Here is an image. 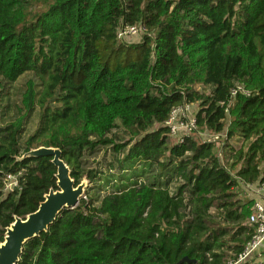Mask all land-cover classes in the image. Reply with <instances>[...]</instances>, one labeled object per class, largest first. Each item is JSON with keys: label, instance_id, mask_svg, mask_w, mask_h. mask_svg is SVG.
<instances>
[{"label": "trees", "instance_id": "obj_1", "mask_svg": "<svg viewBox=\"0 0 264 264\" xmlns=\"http://www.w3.org/2000/svg\"><path fill=\"white\" fill-rule=\"evenodd\" d=\"M184 103L197 128L178 143ZM40 146L88 185L18 264H227L254 232L238 190L264 184V0H0V243L57 189L51 157H23Z\"/></svg>", "mask_w": 264, "mask_h": 264}, {"label": "water", "instance_id": "obj_2", "mask_svg": "<svg viewBox=\"0 0 264 264\" xmlns=\"http://www.w3.org/2000/svg\"><path fill=\"white\" fill-rule=\"evenodd\" d=\"M51 157L57 168V189L51 188L44 196L38 209L25 218L16 216L15 221L6 228L4 241L0 243V264H18L25 243L46 232L64 209H74L87 187L84 179L79 185L71 177L70 167L62 158V151L57 147L40 146L31 149L23 157ZM196 262L184 257L180 262Z\"/></svg>", "mask_w": 264, "mask_h": 264}, {"label": "built area", "instance_id": "obj_3", "mask_svg": "<svg viewBox=\"0 0 264 264\" xmlns=\"http://www.w3.org/2000/svg\"><path fill=\"white\" fill-rule=\"evenodd\" d=\"M145 30L142 26H127L119 31L118 38L123 39L126 36L137 35ZM239 92L249 96L248 91L244 86L237 85L232 89V96H236ZM193 104L184 103L175 108L166 125L170 129V135L176 138L178 143H182L184 138L190 136L197 128L196 118L192 113ZM218 135H215L213 140H217ZM9 180H14L13 183L7 184V189H12L17 185L14 177ZM11 187V188H8ZM247 191L252 196V212L249 216L248 223L253 227L251 239L245 244L243 250L234 258H230L227 264H241L251 259L256 261H264V184L256 186L249 185ZM249 200V199H248Z\"/></svg>", "mask_w": 264, "mask_h": 264}, {"label": "rangeland", "instance_id": "obj_4", "mask_svg": "<svg viewBox=\"0 0 264 264\" xmlns=\"http://www.w3.org/2000/svg\"><path fill=\"white\" fill-rule=\"evenodd\" d=\"M143 38V34L140 33V34H137V35H130V36H127L126 38H124L122 40V42L124 43H137V42H140ZM27 76L26 77H23L21 78L15 85V87L13 88V94H12V98L15 99L16 101H19L20 98H21V93L23 90H25V83H26V80H27ZM239 85H244L243 83L240 82ZM246 86V85H244ZM195 88L197 90H200L202 92H205V93H209L210 91V87L209 86H203L202 84H196L195 85ZM250 88V87H248ZM199 110V106L198 104H194L193 105V108H192V113L194 116H196L197 112ZM232 118V115H228L227 117V126H230L231 124V119ZM36 118H34L32 121H30L28 124H27V132H32L35 130L36 128ZM117 132V131H116ZM119 132V131H118ZM226 134H227V131H224L222 134H220L219 138L217 139V141H221L223 142V140L226 138ZM196 137L199 138V139H202V140H210V139H214L215 138V134L212 133V132H208V131H201L200 133L197 132L195 133ZM173 140H176L175 137L172 138ZM233 144L236 146V147H240L241 146V141L239 138H235L232 140ZM108 155L105 157L106 159V162L108 161ZM100 160H103V158H100ZM224 159H222L223 161ZM92 165H96L98 166L96 163H92ZM14 180H9V183H13ZM8 183V184H9ZM87 185H88V181H87ZM8 188H11L8 186ZM85 194V193H84ZM83 194V195H84ZM238 197L241 198V199H244L246 197L250 198L251 197V193L250 192H246L244 190H238Z\"/></svg>", "mask_w": 264, "mask_h": 264}]
</instances>
